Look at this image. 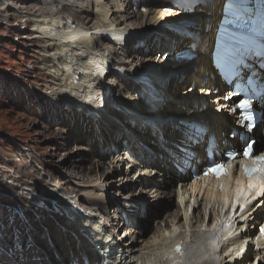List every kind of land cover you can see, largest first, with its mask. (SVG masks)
<instances>
[{
	"label": "bare ground",
	"instance_id": "obj_1",
	"mask_svg": "<svg viewBox=\"0 0 264 264\" xmlns=\"http://www.w3.org/2000/svg\"><path fill=\"white\" fill-rule=\"evenodd\" d=\"M37 1L41 4L27 16L13 12L8 20L30 30L19 37L29 40L23 45L39 47L40 56L32 63L40 76L28 81L34 95L43 97V119L57 131L52 142L69 143L66 135L72 127L79 145L73 157L68 155L55 166L60 183L46 173L39 158L35 165L42 174L33 168L34 162L26 161L30 170L18 172L23 177L9 175L13 184L5 188L34 206L43 229L38 232L30 212L23 211L19 226L27 241L17 234L11 246L8 238L0 237V264H102L106 259L101 253L118 264H209L217 254L222 255L220 264H264V242H256L255 231L264 208L228 217L225 223L235 228L234 239L227 241L221 227L204 225L208 208L216 217L222 213L220 197L210 201L209 194H201L200 185L182 177L174 165L182 158L178 145L193 143L189 131L179 124L184 112L200 114L206 108L201 115L212 125L221 149L225 142L238 144L229 135L234 117L214 105L225 90L214 63L228 0H210L197 9L203 12L201 43L166 32L144 43L117 38L182 19L162 11L172 6L169 3ZM194 45H198L193 54L199 68L194 72L174 74L168 69L171 64L159 59L161 53L174 56ZM214 86L220 88L219 97L206 100L198 95L200 88ZM261 133L262 128L257 134ZM88 154L94 156L90 162ZM205 159L207 152L200 150V160ZM26 176L34 180L28 186ZM20 188L27 197L19 195ZM179 243L188 247L183 263L171 257Z\"/></svg>",
	"mask_w": 264,
	"mask_h": 264
},
{
	"label": "rangeland",
	"instance_id": "obj_2",
	"mask_svg": "<svg viewBox=\"0 0 264 264\" xmlns=\"http://www.w3.org/2000/svg\"><path fill=\"white\" fill-rule=\"evenodd\" d=\"M39 4L41 3H38L37 0H0V13L2 12L5 16H0V193L7 195L0 196V233H4L6 238L8 236L11 243H14L12 241L17 234L21 239L24 238L27 241V236H24L25 234L19 226L20 221L25 218L24 213L30 212L38 232L43 227L38 225L39 218L32 211L34 206H29L25 201L18 199L14 192L5 188L6 185L12 186L13 184L9 175L23 177L25 174L18 173L19 169L23 168L27 172L30 170L24 166V163L26 161L34 162L35 165L37 162L35 158H39L40 162H44L48 169L46 173L53 175L59 182L61 177L56 174L55 166L64 157L68 155L73 157L75 154L73 150L79 145L77 144L78 140L73 138L75 134H73L72 127L68 129L66 135L70 140L69 143L58 146L52 142L57 131L49 127L48 121L43 119L42 109L44 110V108L40 104L43 97L34 95L36 92L29 84V81L34 80V78L30 80L31 77L40 76L37 74L40 70L34 68L36 64L32 63L37 62L35 56H40L36 53L39 47L29 48L23 45L28 40L22 41L19 37L23 34L29 35L30 30L22 29L24 27L15 20H11L10 23L8 20V16L13 12L27 16V12L32 11L35 6L38 7ZM7 10L10 12L8 13ZM17 27L20 30L13 31ZM162 55L163 53L159 54L160 61ZM185 65L187 64L176 65L173 63L171 64L172 68L168 66V69ZM25 71L29 77H26ZM28 94H33L34 97L28 96ZM71 143L72 145H70ZM87 145V143H81L80 146L87 147ZM41 153L45 156L44 158ZM87 158L90 162L94 156L88 154ZM34 165H32L33 168L42 174L43 172ZM38 166H40L39 163ZM65 170L61 169L60 172ZM32 178V176L25 177L24 181L27 182V186L28 183L34 181ZM22 191L20 188L19 195L23 194L27 197L28 195ZM23 211L25 212L23 213Z\"/></svg>",
	"mask_w": 264,
	"mask_h": 264
},
{
	"label": "snow or ice",
	"instance_id": "obj_3",
	"mask_svg": "<svg viewBox=\"0 0 264 264\" xmlns=\"http://www.w3.org/2000/svg\"><path fill=\"white\" fill-rule=\"evenodd\" d=\"M240 107L241 108H247L248 105L246 103H241ZM251 150H252V146L249 145L248 149L244 152V155L245 156H250L251 155ZM234 158H235L234 154L230 153L229 154V159H234ZM261 159L264 160V158H261ZM225 171L226 170L224 169L223 165H216L215 167H212V168L208 169L205 172V175H208L209 173H212V174H215L217 176H220V175L225 174ZM245 171L248 172L249 175H251V173L254 172V171H257V169H247L246 168ZM262 231H264V229H262Z\"/></svg>",
	"mask_w": 264,
	"mask_h": 264
},
{
	"label": "water",
	"instance_id": "obj_4",
	"mask_svg": "<svg viewBox=\"0 0 264 264\" xmlns=\"http://www.w3.org/2000/svg\"><path fill=\"white\" fill-rule=\"evenodd\" d=\"M188 67V66H187ZM187 67H178L175 71L177 75H183L186 72Z\"/></svg>",
	"mask_w": 264,
	"mask_h": 264
}]
</instances>
